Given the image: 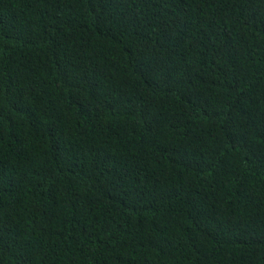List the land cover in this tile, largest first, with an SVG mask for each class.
Here are the masks:
<instances>
[{
    "label": "trees",
    "instance_id": "trees-1",
    "mask_svg": "<svg viewBox=\"0 0 264 264\" xmlns=\"http://www.w3.org/2000/svg\"><path fill=\"white\" fill-rule=\"evenodd\" d=\"M0 264H264V0H0Z\"/></svg>",
    "mask_w": 264,
    "mask_h": 264
},
{
    "label": "clouds",
    "instance_id": "clouds-1",
    "mask_svg": "<svg viewBox=\"0 0 264 264\" xmlns=\"http://www.w3.org/2000/svg\"><path fill=\"white\" fill-rule=\"evenodd\" d=\"M77 251V249H75ZM56 253L59 255V256H63L64 255V252L62 250H58L56 251Z\"/></svg>",
    "mask_w": 264,
    "mask_h": 264
}]
</instances>
